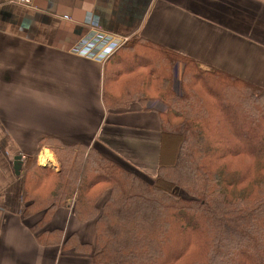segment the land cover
<instances>
[{
  "label": "trees",
  "instance_id": "1",
  "mask_svg": "<svg viewBox=\"0 0 264 264\" xmlns=\"http://www.w3.org/2000/svg\"><path fill=\"white\" fill-rule=\"evenodd\" d=\"M103 68L107 111L161 104L160 166L148 179L95 148L41 139L22 162L23 218L39 243L92 264H264V89L143 38ZM43 148L58 170L39 164ZM60 210L94 225V243L49 231Z\"/></svg>",
  "mask_w": 264,
  "mask_h": 264
},
{
  "label": "crops",
  "instance_id": "2",
  "mask_svg": "<svg viewBox=\"0 0 264 264\" xmlns=\"http://www.w3.org/2000/svg\"><path fill=\"white\" fill-rule=\"evenodd\" d=\"M139 38L264 89V0H34L32 8L0 0V264H92L42 245L23 218L15 161L35 155L41 139L86 145L145 178L156 175L159 112L137 104L107 111L102 102L104 61ZM181 71L177 64L176 88ZM49 231L95 241L94 225L68 210L53 216Z\"/></svg>",
  "mask_w": 264,
  "mask_h": 264
},
{
  "label": "built area",
  "instance_id": "3",
  "mask_svg": "<svg viewBox=\"0 0 264 264\" xmlns=\"http://www.w3.org/2000/svg\"><path fill=\"white\" fill-rule=\"evenodd\" d=\"M33 1L34 0H13V3H15L16 5L27 7V8H32ZM147 109L148 110H162L161 104H159V102L148 103Z\"/></svg>",
  "mask_w": 264,
  "mask_h": 264
},
{
  "label": "bare ground",
  "instance_id": "4",
  "mask_svg": "<svg viewBox=\"0 0 264 264\" xmlns=\"http://www.w3.org/2000/svg\"><path fill=\"white\" fill-rule=\"evenodd\" d=\"M40 159L44 162L45 166H49L51 164V163L47 164L49 161L52 163H54V161H55L54 156L51 153H47V152H43L40 156ZM44 165H42V166H44Z\"/></svg>",
  "mask_w": 264,
  "mask_h": 264
},
{
  "label": "water",
  "instance_id": "5",
  "mask_svg": "<svg viewBox=\"0 0 264 264\" xmlns=\"http://www.w3.org/2000/svg\"><path fill=\"white\" fill-rule=\"evenodd\" d=\"M46 151H49L50 152V150H48V149H46ZM15 163H16L17 174L19 175L21 173V170H22V158L21 157H17ZM44 167H53V168H56V166L51 165V164L49 166H44Z\"/></svg>",
  "mask_w": 264,
  "mask_h": 264
},
{
  "label": "rangeland",
  "instance_id": "6",
  "mask_svg": "<svg viewBox=\"0 0 264 264\" xmlns=\"http://www.w3.org/2000/svg\"><path fill=\"white\" fill-rule=\"evenodd\" d=\"M179 87H177L176 89H178ZM47 153H49V152H47ZM51 153V152H50ZM53 155V154H52ZM54 156V155H53ZM55 158V157H54ZM58 158H55V161H54V164H56L57 165V167H56V170H58L59 169V160H57ZM58 162V163H57ZM42 164V165H44V163L40 160V158H39V164ZM40 164V165H41ZM45 166V165H44ZM149 179V178H148Z\"/></svg>",
  "mask_w": 264,
  "mask_h": 264
}]
</instances>
